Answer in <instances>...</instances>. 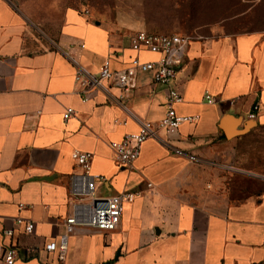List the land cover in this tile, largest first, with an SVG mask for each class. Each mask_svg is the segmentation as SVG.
Returning <instances> with one entry per match:
<instances>
[{
  "label": "crops",
  "instance_id": "obj_1",
  "mask_svg": "<svg viewBox=\"0 0 264 264\" xmlns=\"http://www.w3.org/2000/svg\"><path fill=\"white\" fill-rule=\"evenodd\" d=\"M25 30L0 0V244L16 247L14 264H264V189L237 196L233 177L236 145L264 127V32L191 39L173 84L182 97L174 110L196 122L174 136L156 131L128 170L109 144L160 121L168 89L138 73L121 100L117 86L84 99L75 73L96 76L105 58L121 70L134 57L160 55L132 50L129 37L74 8L64 12L52 48L30 46ZM68 107L74 116L65 121ZM74 152L92 154L96 196L137 195L114 232L76 227L59 260L44 246L59 240L72 211L69 179L84 171ZM16 219L32 223L31 234Z\"/></svg>",
  "mask_w": 264,
  "mask_h": 264
},
{
  "label": "rangeland",
  "instance_id": "obj_2",
  "mask_svg": "<svg viewBox=\"0 0 264 264\" xmlns=\"http://www.w3.org/2000/svg\"><path fill=\"white\" fill-rule=\"evenodd\" d=\"M25 26L29 45L52 48L63 14L74 8L111 33L129 37L144 30L190 39L264 32V0H8ZM237 196L264 189V127L236 145Z\"/></svg>",
  "mask_w": 264,
  "mask_h": 264
},
{
  "label": "built area",
  "instance_id": "obj_3",
  "mask_svg": "<svg viewBox=\"0 0 264 264\" xmlns=\"http://www.w3.org/2000/svg\"><path fill=\"white\" fill-rule=\"evenodd\" d=\"M190 41L191 39L188 36L158 34L140 30L129 36L131 49L136 52L157 53L160 55L158 60L143 62L134 57L126 68L115 70L111 66L110 59L105 58L96 76L84 69L76 71L75 83L78 92L83 95L84 99H87L88 95L94 91L109 93L113 86H117L120 91L118 99L121 100L133 91L135 77L138 73H151L153 85H163L168 89L166 113L160 121L156 124L144 122L140 125L137 133L127 134L119 141L109 144L113 159L118 166L131 170L140 155L143 143L152 138L156 131H163L167 136H174L183 123L194 124L196 122L195 117L179 116L174 110V105L180 103L182 97L173 84L177 69L184 61ZM205 98L215 102L209 95H206ZM258 109L259 104H254L248 118L255 119ZM72 116H74V110L70 107L66 108L63 119L66 121ZM174 153L178 156L184 155L179 150H175ZM72 159L84 170L82 174L73 175L69 179L68 193L75 200L72 204V211L64 221L63 235L57 242L53 241L44 246L47 252H57L59 260L64 259L67 250V239L76 227H84L104 235L114 232L120 224L124 204L131 203L137 195V193L123 191L120 194L108 197L96 196L97 181L88 173L92 154L74 152ZM188 159L193 162L197 161L191 155L188 156ZM147 187H151V183H147ZM15 223L23 226L25 234H31L32 223L22 219H16ZM12 234L11 230L2 231V235L5 237ZM17 257L16 247L0 244V260L3 264H14Z\"/></svg>",
  "mask_w": 264,
  "mask_h": 264
},
{
  "label": "water",
  "instance_id": "obj_4",
  "mask_svg": "<svg viewBox=\"0 0 264 264\" xmlns=\"http://www.w3.org/2000/svg\"><path fill=\"white\" fill-rule=\"evenodd\" d=\"M226 119H228V117H224V118L222 119V123H223V124H224V122L226 121ZM249 124L252 125V123H249ZM119 254H120V253L118 252L116 256L118 257ZM117 257H116V258H117Z\"/></svg>",
  "mask_w": 264,
  "mask_h": 264
}]
</instances>
